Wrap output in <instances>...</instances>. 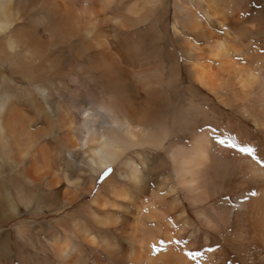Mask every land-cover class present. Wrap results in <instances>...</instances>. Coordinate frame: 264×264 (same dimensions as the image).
Here are the masks:
<instances>
[{
    "label": "bare ground",
    "instance_id": "6f19581e",
    "mask_svg": "<svg viewBox=\"0 0 264 264\" xmlns=\"http://www.w3.org/2000/svg\"><path fill=\"white\" fill-rule=\"evenodd\" d=\"M242 12L233 0H0V264H264V168L209 139L231 132L264 159V62L235 42L261 32ZM107 164L112 182L137 178L135 201L76 205ZM31 214L43 221L20 222Z\"/></svg>",
    "mask_w": 264,
    "mask_h": 264
},
{
    "label": "snow or ice",
    "instance_id": "6c2138e0",
    "mask_svg": "<svg viewBox=\"0 0 264 264\" xmlns=\"http://www.w3.org/2000/svg\"><path fill=\"white\" fill-rule=\"evenodd\" d=\"M152 7L158 6V2H154ZM103 11V8L101 9ZM243 14V13H241ZM112 24L120 26V20H112ZM173 33L175 37L180 40H184L185 37L181 35V33L176 32L175 28H173ZM188 41H191V37H186ZM9 46L11 48H15V43L13 41H9ZM203 132L204 129L201 128ZM208 131L215 134L216 129L213 128L211 125H208ZM209 139H214V141L219 145H226L228 148L236 149L239 153L245 154L250 157L257 165L261 168H264V159L259 158L256 150L251 146H243L242 143L237 142L232 137H229L227 140L221 139L219 135L209 136ZM255 175V173H252ZM115 175V169L110 165H102L100 169L97 171L96 175L91 176L90 179L92 181L91 188L89 191V195L92 197L93 200H96L97 197L101 199L103 203V207L105 209L116 207L122 203L126 204L127 206H131V204L135 201L138 192V180L136 177H133L129 182H112L113 176ZM264 176V173L261 174ZM87 184V181H86ZM102 194V195H100ZM49 195L55 197L56 193H50ZM255 195V193H252ZM15 211V208H13ZM117 222L118 221H114ZM17 238L19 240H26V232L23 228L18 229ZM174 247H180L181 244L184 245V248H187L188 241H181L176 240L172 242ZM166 249V242L161 241L159 245H153V252H158L161 250ZM209 251H213V249H209ZM184 255L192 261H198L201 256H203V252L201 251H193V250H186L184 251Z\"/></svg>",
    "mask_w": 264,
    "mask_h": 264
},
{
    "label": "rangeland",
    "instance_id": "374dc122",
    "mask_svg": "<svg viewBox=\"0 0 264 264\" xmlns=\"http://www.w3.org/2000/svg\"><path fill=\"white\" fill-rule=\"evenodd\" d=\"M233 1L237 4V6L242 8V11H243L242 13L243 14H242L241 18H243L245 20H251L252 29L255 30V31L258 30L259 32H261V35H258V37L257 36H252V38H250L249 41H248V37L247 36L243 37L242 39H236L235 40L236 43L238 42L239 44H242V45L243 44L244 45H248L247 49H245V51H243V53H245V55L244 56H239V57L237 56V57L242 59V60H246L245 59L246 56H249L250 59H248V60H250L252 63L264 62V0H261V1L260 0H251L250 3H249V7H248V9H246V11H245V8H246L245 0H233ZM169 13H170L169 15H171V11ZM170 22H171V18H170V16H168L167 24L169 26H170ZM170 31L172 33V30H170ZM233 34H234V31L231 30V39L233 38ZM260 64H263V63H260ZM1 66H2V68H4V64H1ZM12 87H16V89L18 90V89H20L22 87V85L19 84L18 86L14 85ZM15 101L16 100L14 99L13 102H15ZM60 102H62L61 99H60ZM65 103L66 102H64V104ZM221 108L222 107L220 106V111H223ZM25 113L29 114L30 117L34 116V112L31 111V110L27 109L25 111ZM77 118H80V117L77 115ZM39 121L40 120L38 119V123L34 125V128L39 127L40 126L39 124H42V123H39ZM219 127L222 129L223 124H222V126L220 125ZM253 128L254 127L252 125H250V124L248 125V129L249 130H252ZM256 133H257V130L255 129V133H252L253 136H254L253 140H255L256 137L258 136ZM226 135H227V139H228L229 137H231V132H229ZM220 137H221V139H223L222 138L223 134L221 132H220ZM185 140H187V139H185ZM47 141L50 142L51 139L48 138ZM64 158H65V160L62 162V164L64 165L62 167L64 172H67V173H70V174H74L75 172H77V170L79 169V166H81V165L79 163H78L79 166L77 164L74 165V163L72 162L73 159L71 160L70 159L71 157L68 154ZM69 160H70V162H69ZM17 177H20L21 180L23 178L21 176V174H19V173H17ZM28 186L29 185L27 184V188H30ZM229 196L231 197V195H229ZM90 198H91V196L84 195V196H82L81 200L76 205H78V204L82 203L83 201H85L87 199H90ZM70 210L71 209H66V211H70ZM62 214H60L59 216H62ZM190 216L192 217V215L189 213V217ZM50 218L51 217H47L44 220L48 221V220H50ZM33 219L35 220L36 223H38L40 221H43V219H41L40 217H36V215L31 214L28 217H22L20 219V222L26 223V221L33 220ZM19 225H21V224H17L16 221H13L12 223H10L6 227H4V229H3L4 232L3 233H5V231H7V233H9V232L13 233V232H15V230L17 229V227Z\"/></svg>",
    "mask_w": 264,
    "mask_h": 264
}]
</instances>
